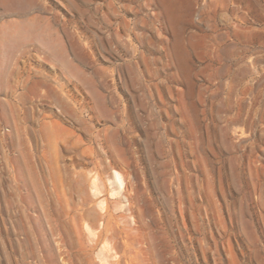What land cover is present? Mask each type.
I'll use <instances>...</instances> for the list:
<instances>
[{"label": "rangeland", "instance_id": "374dc122", "mask_svg": "<svg viewBox=\"0 0 264 264\" xmlns=\"http://www.w3.org/2000/svg\"><path fill=\"white\" fill-rule=\"evenodd\" d=\"M0 264H264V0H0Z\"/></svg>", "mask_w": 264, "mask_h": 264}, {"label": "bare ground", "instance_id": "6f19581e", "mask_svg": "<svg viewBox=\"0 0 264 264\" xmlns=\"http://www.w3.org/2000/svg\"><path fill=\"white\" fill-rule=\"evenodd\" d=\"M21 33H24L25 30H20ZM108 182H109V185L111 186V197L112 196H116L118 194L117 190H120L122 189L123 185H124V182H123V176L116 170H113L112 173L109 175L108 177ZM76 190L80 193V197H79V200H78V203L80 206H84L86 205L87 203V200H88V193L86 192V188H82V182L80 181V183L78 182L76 184ZM91 190H93V194H100L101 192L96 188V186H93L91 188ZM102 218V215H99L97 214V217L95 218L94 220V224L92 226H96L98 221ZM100 224V222H99Z\"/></svg>", "mask_w": 264, "mask_h": 264}]
</instances>
